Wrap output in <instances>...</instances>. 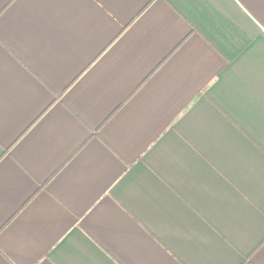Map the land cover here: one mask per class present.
<instances>
[{"label": "crops", "instance_id": "crops-1", "mask_svg": "<svg viewBox=\"0 0 264 264\" xmlns=\"http://www.w3.org/2000/svg\"><path fill=\"white\" fill-rule=\"evenodd\" d=\"M0 264H264V0H0Z\"/></svg>", "mask_w": 264, "mask_h": 264}]
</instances>
